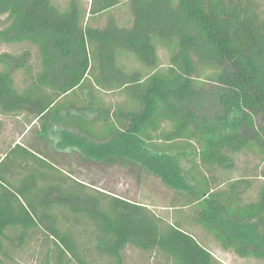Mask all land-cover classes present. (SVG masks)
<instances>
[{
  "label": "trees",
  "instance_id": "16d2710c",
  "mask_svg": "<svg viewBox=\"0 0 264 264\" xmlns=\"http://www.w3.org/2000/svg\"><path fill=\"white\" fill-rule=\"evenodd\" d=\"M66 1L0 0V43L25 45L0 53V115L36 141L0 157V264H128V248L218 264L191 227L264 263V184L229 178L242 156L264 177L262 1L128 0L132 25L101 28ZM119 4L90 0L88 18ZM51 154L153 176L180 208L168 219L91 188Z\"/></svg>",
  "mask_w": 264,
  "mask_h": 264
},
{
  "label": "rangeland",
  "instance_id": "374dc122",
  "mask_svg": "<svg viewBox=\"0 0 264 264\" xmlns=\"http://www.w3.org/2000/svg\"><path fill=\"white\" fill-rule=\"evenodd\" d=\"M77 1L80 3L84 13H86L87 26L104 27L107 24L108 16H111L120 26L124 25L130 27L132 25L128 0H119L120 4L117 7L100 15L101 17L95 20L88 18L87 15L90 7V0ZM261 1L263 3L262 9H264V0ZM52 2L59 10H63L67 5L66 0H52ZM24 48L25 45H6L0 43V53L5 52L14 54L20 52ZM159 55L161 67H167L168 57L166 53L163 50H159ZM130 63L137 66L133 60H130ZM15 79L19 84L21 79L20 75L18 74ZM112 99L116 102L122 101V97L119 96H114ZM0 123L2 127L0 134V157L3 151L15 142L24 143L28 147L36 144L33 133L35 126H28L23 121V117H5L0 115ZM50 156L56 159L58 161L57 164L65 171L70 172L73 177L86 183L91 188L107 191L118 197H123L129 201L148 206L165 218L170 219L172 215H175L176 209L180 208V206L175 208L170 207L173 199L172 191L162 185L153 176L144 174H139L137 176L126 168L119 166L104 167L103 165H82L80 161L73 158L72 155L61 157L57 154H51ZM9 166L10 163L7 162L6 167ZM262 170L261 164L255 161L253 157L242 156L238 159L236 169L229 178L231 180L240 178L252 179L253 187L251 191H255L264 184V177L260 175ZM184 211H187V209L184 208ZM191 230L194 235L202 240L203 244L212 253L218 264H264L263 262L261 263L251 258H240L231 252L222 250L211 237L200 234V229L197 227H191ZM125 260L128 264H152L151 261L147 262V259L137 250L129 248L125 252Z\"/></svg>",
  "mask_w": 264,
  "mask_h": 264
}]
</instances>
